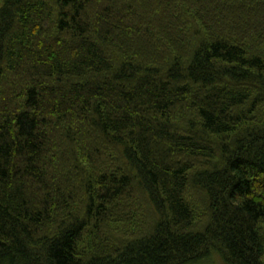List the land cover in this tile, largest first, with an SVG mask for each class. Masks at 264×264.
Listing matches in <instances>:
<instances>
[{
    "label": "trees",
    "instance_id": "1",
    "mask_svg": "<svg viewBox=\"0 0 264 264\" xmlns=\"http://www.w3.org/2000/svg\"><path fill=\"white\" fill-rule=\"evenodd\" d=\"M264 264V0H0V264Z\"/></svg>",
    "mask_w": 264,
    "mask_h": 264
},
{
    "label": "rangeland",
    "instance_id": "2",
    "mask_svg": "<svg viewBox=\"0 0 264 264\" xmlns=\"http://www.w3.org/2000/svg\"><path fill=\"white\" fill-rule=\"evenodd\" d=\"M200 264H222L216 256L210 257L207 261L200 263Z\"/></svg>",
    "mask_w": 264,
    "mask_h": 264
}]
</instances>
